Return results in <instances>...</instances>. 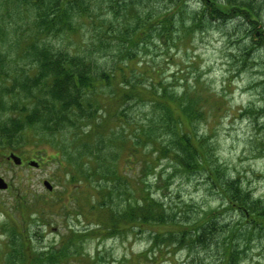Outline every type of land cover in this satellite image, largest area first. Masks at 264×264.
Returning <instances> with one entry per match:
<instances>
[{
  "label": "rangeland",
  "instance_id": "1",
  "mask_svg": "<svg viewBox=\"0 0 264 264\" xmlns=\"http://www.w3.org/2000/svg\"><path fill=\"white\" fill-rule=\"evenodd\" d=\"M189 2L199 16L201 6L198 8L197 0ZM222 23L208 22L195 29L189 25L188 36L183 31L175 33L178 43L180 37L183 41L186 37L179 46L153 43L127 63L125 72L130 76L135 68L132 78L150 75L144 85L153 78L170 85L175 95H180L188 84L189 95L204 98L203 114L193 131L197 130L207 142L223 180L237 181L243 196L248 192L252 200L258 201L257 211L264 212V11L255 22L229 16ZM6 29L3 32L9 41L14 38L9 36L14 30ZM62 43L56 42L60 46ZM7 55L5 71L10 75L0 80L4 103L0 104V177L9 189L0 190V264L17 262L16 249L22 244L32 246L33 254L57 253V261L52 263L48 257L41 264H221L226 237L232 231L240 233L235 240L234 264H264V227L257 224L246 228L243 212L227 205L206 174L185 172L164 156L155 160L156 152L147 155L150 145L140 148V158L128 161L127 147H137L134 126L147 123L154 116L153 107L137 115L132 110L137 103L128 102L126 108H121L112 103L108 92L98 95L109 108L126 111L119 118L107 108L97 115L101 123L98 137L119 134L125 142L115 143L119 153L115 170L120 180L115 174L92 175L88 139L79 136L87 133L89 126L48 138L38 134L36 128L25 126L11 138L3 137L1 127L20 115L10 105L27 104L15 79L21 69L32 74L28 54L20 56L15 47L9 46ZM14 75L17 77L13 79ZM172 109L175 118L181 115L177 104L172 103ZM10 154L25 164L9 162L6 156ZM145 158L149 159L141 162ZM31 161L39 166H31ZM107 180L115 183L112 196H108ZM44 181L52 184L51 191ZM94 196L98 198L96 204ZM147 201L165 210L164 221L131 230L133 222L121 220L119 226L128 227L127 231L116 234L106 230L113 223L117 205L120 210L131 204L138 208ZM101 202L106 203L105 207L100 206ZM208 216L216 219L218 229L205 246L191 250L171 245L170 239L164 241V249L150 253L153 233L176 234L186 226L205 223ZM12 253L15 256L11 257Z\"/></svg>",
  "mask_w": 264,
  "mask_h": 264
},
{
  "label": "trees",
  "instance_id": "2",
  "mask_svg": "<svg viewBox=\"0 0 264 264\" xmlns=\"http://www.w3.org/2000/svg\"><path fill=\"white\" fill-rule=\"evenodd\" d=\"M189 1L0 0V80L8 79L10 75L5 71L9 46L15 47L20 56L28 54V67L32 68V74L21 69L15 79L24 94L22 100L27 104L21 107L15 103L10 105V109L20 115L1 127L2 136L10 137L23 131L25 126L36 128V132L45 138L89 126V131L79 136L82 140L88 139L86 145L92 156V175L115 174L120 180L118 170H115V158L119 154L115 143L125 142L119 134L98 137L101 123L97 115L107 108L119 118L126 111L120 113L109 108L99 100L98 95L108 92L112 103H118L121 108H126L128 102L137 103L136 107L132 106L137 115L153 107L154 116L148 118L147 123H136L134 126L137 147H127L128 161L133 163L140 158V148L150 145L151 151L147 155L152 156L153 151L156 152L155 160L159 161L164 156L163 159L175 162L185 172L206 174L227 205L243 212L247 219L246 228L251 225L256 227L257 224L263 228L264 212L257 211L258 201L252 200L246 191L243 196L237 181L223 180L222 170L214 165L207 142L197 130L193 131L196 121L203 114L201 106L204 98L189 95L191 87L188 84L180 95H175L170 92V85L153 78L148 81L149 85H144L145 78L150 75L143 74V79L139 76L132 78L135 68L130 76L125 72L127 63L142 51L150 49L155 42L165 47L170 43L174 46L183 44L186 37L184 41L180 37L178 43L175 33L183 31L184 36H188L189 25L195 29L208 22L223 24L229 16L255 22L264 11V3L260 0H197L198 8L201 6L198 16ZM5 29L14 30L9 35L14 36L13 39L8 41V35L3 32ZM77 35L79 39L76 40ZM56 42H63L62 46ZM193 93L198 94L197 91ZM172 103L177 104L182 116L174 117ZM0 104L4 105L1 98ZM9 147L16 150L13 145ZM106 182L109 184L108 196H112L115 190L111 187L115 183ZM97 200L94 196L93 204ZM105 205V202L100 203V206ZM113 210L112 220L117 225L112 223L106 227L110 233L128 230V227L119 226L121 220L133 222L131 230H141L147 224L165 220V210L158 209V205L151 201L142 203L138 208L131 204L120 210L117 205ZM205 221L186 226L176 234L153 233L156 243L152 242L154 247L150 253H157L158 248L164 249V241L170 239L171 245L191 250L197 245L205 246V241L218 229L215 228L218 224L216 219L208 216ZM237 232L227 235L223 250L225 258L221 264H234L237 255L235 240L240 234ZM218 246L221 248V244ZM16 250L21 260L13 264H41L48 257L52 263L58 260L57 253L33 254L35 251L29 244H22Z\"/></svg>",
  "mask_w": 264,
  "mask_h": 264
},
{
  "label": "water",
  "instance_id": "3",
  "mask_svg": "<svg viewBox=\"0 0 264 264\" xmlns=\"http://www.w3.org/2000/svg\"><path fill=\"white\" fill-rule=\"evenodd\" d=\"M8 159H12L13 162L16 164V165H20L21 162H22V159L16 155H11L8 157ZM30 165L31 166H34V167H38L39 164L36 162V161H31L30 162ZM44 185L48 188V190H52L53 189V186L52 184L49 182V181H44ZM9 187L8 183L4 180L3 177H0V190H7Z\"/></svg>",
  "mask_w": 264,
  "mask_h": 264
},
{
  "label": "flooded vegetation",
  "instance_id": "4",
  "mask_svg": "<svg viewBox=\"0 0 264 264\" xmlns=\"http://www.w3.org/2000/svg\"><path fill=\"white\" fill-rule=\"evenodd\" d=\"M9 156H11V154L10 155H8V156H6V159L9 161V162H13V160L12 159H8V157ZM25 164V162H24V160H22V162H21V164L20 165H18V166H23ZM8 189H9V187H8ZM7 189V190H8Z\"/></svg>",
  "mask_w": 264,
  "mask_h": 264
}]
</instances>
